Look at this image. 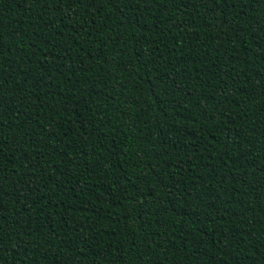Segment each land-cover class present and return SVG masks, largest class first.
Masks as SVG:
<instances>
[{
  "label": "trees",
  "instance_id": "16d2710c",
  "mask_svg": "<svg viewBox=\"0 0 264 264\" xmlns=\"http://www.w3.org/2000/svg\"><path fill=\"white\" fill-rule=\"evenodd\" d=\"M0 264H264V0H0Z\"/></svg>",
  "mask_w": 264,
  "mask_h": 264
},
{
  "label": "snow or ice",
  "instance_id": "6c2138e0",
  "mask_svg": "<svg viewBox=\"0 0 264 264\" xmlns=\"http://www.w3.org/2000/svg\"><path fill=\"white\" fill-rule=\"evenodd\" d=\"M3 103H6L5 101H3V100H0V104H3Z\"/></svg>",
  "mask_w": 264,
  "mask_h": 264
}]
</instances>
